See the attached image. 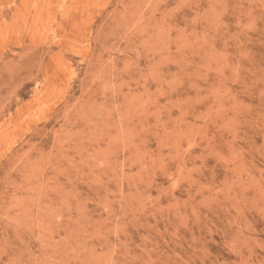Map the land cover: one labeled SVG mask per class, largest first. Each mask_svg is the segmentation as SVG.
Here are the masks:
<instances>
[{
	"label": "rangeland",
	"instance_id": "rangeland-1",
	"mask_svg": "<svg viewBox=\"0 0 264 264\" xmlns=\"http://www.w3.org/2000/svg\"><path fill=\"white\" fill-rule=\"evenodd\" d=\"M0 264H264V0H0Z\"/></svg>",
	"mask_w": 264,
	"mask_h": 264
}]
</instances>
